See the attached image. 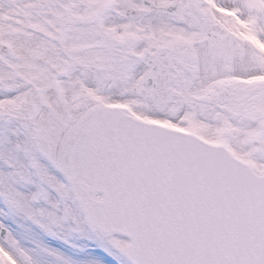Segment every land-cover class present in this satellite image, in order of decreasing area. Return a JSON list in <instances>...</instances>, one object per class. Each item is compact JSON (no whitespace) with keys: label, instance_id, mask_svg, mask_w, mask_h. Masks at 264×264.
Instances as JSON below:
<instances>
[{"label":"snow or ice","instance_id":"1","mask_svg":"<svg viewBox=\"0 0 264 264\" xmlns=\"http://www.w3.org/2000/svg\"><path fill=\"white\" fill-rule=\"evenodd\" d=\"M42 236L264 264V0H0V264Z\"/></svg>","mask_w":264,"mask_h":264},{"label":"bare ground","instance_id":"2","mask_svg":"<svg viewBox=\"0 0 264 264\" xmlns=\"http://www.w3.org/2000/svg\"><path fill=\"white\" fill-rule=\"evenodd\" d=\"M42 239L50 247L55 248L56 250H58L59 252L64 254L66 257L70 258L74 263L79 262L78 258L80 257V256L76 255V250H78L79 253H81L82 252V251H80L81 248H83L84 251L86 250V248H91V245H89V244H87L84 247V244H86V243H81L79 245L75 244L74 241L71 243H65L61 240H55V239H52V238L47 237V236H42ZM72 244L77 245V247H73ZM96 259H100V256L95 255L93 258L88 259V260H96ZM84 264H85V261H84Z\"/></svg>","mask_w":264,"mask_h":264},{"label":"rangeland","instance_id":"3","mask_svg":"<svg viewBox=\"0 0 264 264\" xmlns=\"http://www.w3.org/2000/svg\"><path fill=\"white\" fill-rule=\"evenodd\" d=\"M73 241H74V243L77 244V245H79V244H81V243H86V244H84V247H85L87 244L91 245V248H86V250L83 251V252H81V253H79V251L76 250V255H77V256H80V257L78 258V261H79V262L74 263V264H84V261H86V258H87V259H91V258H93L95 255L100 256V255H98V254L101 253V248H100L99 246H97L96 243H95L94 241H90V240H87V239H80V240H73ZM73 241H72V242H73ZM85 253H88V254H89L88 257L85 256Z\"/></svg>","mask_w":264,"mask_h":264}]
</instances>
